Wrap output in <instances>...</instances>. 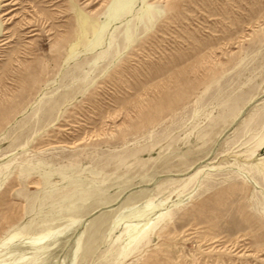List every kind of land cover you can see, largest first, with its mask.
Instances as JSON below:
<instances>
[{
    "label": "rangeland",
    "instance_id": "rangeland-1",
    "mask_svg": "<svg viewBox=\"0 0 264 264\" xmlns=\"http://www.w3.org/2000/svg\"><path fill=\"white\" fill-rule=\"evenodd\" d=\"M262 158L264 0H0V264H264Z\"/></svg>",
    "mask_w": 264,
    "mask_h": 264
},
{
    "label": "bare ground",
    "instance_id": "bare-ground-1",
    "mask_svg": "<svg viewBox=\"0 0 264 264\" xmlns=\"http://www.w3.org/2000/svg\"><path fill=\"white\" fill-rule=\"evenodd\" d=\"M261 162L264 163V158H262ZM146 232H147V230L144 231L143 233H140L139 235L135 236L133 241H132V243L138 244L143 239V237L145 236Z\"/></svg>",
    "mask_w": 264,
    "mask_h": 264
}]
</instances>
